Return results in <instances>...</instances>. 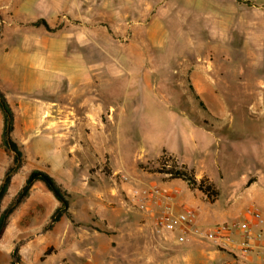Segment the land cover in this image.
Listing matches in <instances>:
<instances>
[{"label": "rangeland", "instance_id": "obj_1", "mask_svg": "<svg viewBox=\"0 0 264 264\" xmlns=\"http://www.w3.org/2000/svg\"><path fill=\"white\" fill-rule=\"evenodd\" d=\"M16 1L0 0V64L6 59L12 64L8 70L0 65V83L14 88V98L30 101L42 88V66L53 65L51 78L60 84L62 101L73 96L80 105L92 99L102 106L108 125L103 141L109 149L98 153L86 139L84 120L78 119L81 128L71 135L75 149L69 152L77 165L72 176L59 177L71 194L68 213L55 224L51 218L45 229H64L69 221L74 228L85 227L72 212L80 219L85 211L94 215L116 207L108 197L125 196L137 174H163L157 169L170 168L172 160L184 164L171 152L196 164L203 158L201 148L192 147L198 143L196 124L224 179L239 175L237 171L241 179L257 177L255 168H232L219 157L228 158L233 128H264V0H249L253 6L237 0H24L22 17L44 18L61 32L62 43L67 40L51 58L34 51L32 43L35 67L13 63L12 54L21 52L16 37L2 39L5 30L33 26L18 17ZM77 113L81 117L84 110L78 107ZM66 151L62 146V157ZM125 176L129 182L123 181ZM173 241L178 242L176 234ZM21 242L13 244L14 251L20 252ZM94 242L104 245L108 237L100 235ZM53 245L40 258L23 253L18 264H179L181 257L177 249L173 258H74L66 253V245ZM49 248L51 254L45 256Z\"/></svg>", "mask_w": 264, "mask_h": 264}, {"label": "crops", "instance_id": "obj_2", "mask_svg": "<svg viewBox=\"0 0 264 264\" xmlns=\"http://www.w3.org/2000/svg\"><path fill=\"white\" fill-rule=\"evenodd\" d=\"M23 1H16L19 18L23 13ZM22 18L32 23L44 19L30 21L26 17ZM47 22L51 28L54 27L51 22ZM60 33V31L50 32L41 25L32 26L27 30H5L2 39L16 37L21 52L12 54L15 59L13 63H20L24 67L28 65L35 67L37 64H33L32 61L36 62V57L30 56V53L36 51L43 57L51 58L60 53L61 46L67 45L66 38L63 43L61 42ZM55 37H59V40L57 41ZM32 43L36 48L34 51L31 47ZM9 51L10 48L7 47L5 54ZM0 65L4 70L12 66L7 59ZM52 67L53 65L50 64L42 66L44 68L42 75L45 74L44 80L39 82L42 88L37 96H34L36 92L29 96L30 101L14 98V88L6 86V83L3 85L0 83V89L4 91L2 92L14 112L13 137L23 153L22 167L12 178L8 192L2 201V210L7 209L16 198L32 171H45L58 182H60L61 174L68 177L74 174L77 159L69 152L75 149L71 146V139L75 137L72 136V138L71 135H75L79 127L78 119L84 120L81 127L94 150L101 153L109 149L103 141L104 130H107L108 125L103 120L102 106L95 104L92 99H85L77 105V98L73 96L68 101H62L60 84L51 78ZM63 106L69 109L64 110ZM78 107L80 111L84 110L81 117L77 113ZM196 126L197 124L193 126V130L198 132L195 133L198 143L195 146L192 142V147L201 148L203 158L196 164H190L187 156L182 155L183 157L179 158L175 153L171 152V154L195 169L198 182L204 177L209 179V182L220 191V198L216 202H208L201 191L192 190L182 179H171L168 175L142 171L134 179L135 183H130V187L125 190V196L117 193L113 197H108L109 203H115L116 207L96 210L94 215L85 211V216L80 219L75 212H72L73 219L76 222L84 221L85 227L74 228L69 221L64 229L57 225L49 230L45 227L60 204L47 186L37 181L32 186L29 197L8 219L4 235L0 240V263L15 262L13 244L19 240L22 241L20 258L23 253L27 258L29 255L32 258H40L42 251L60 242L66 245V253L74 258H151L152 255L153 258H173V251L178 249L181 253L179 264H264L261 255L263 245L246 258L242 257L238 247L241 240L237 232H233L234 243L227 248L205 241L196 233L189 235L183 243L176 241L177 244L173 241L175 234L160 235L155 232L153 221L167 208H171L176 215L186 207L196 210L198 215L194 228L199 232L221 223L243 224L246 220V209L250 206L259 209L264 218V145L262 141L264 128L257 129V132H253L252 128L246 129L244 125L233 128L229 135V143L232 146L229 148L228 158L221 160L219 157L222 164H226L225 161L229 160L228 166L232 168L248 166L255 168L257 177L251 181L246 178L241 179L239 177L241 171H237L239 175L224 179L219 173L218 160L215 159L214 154L206 152L202 144L203 134L199 136L200 132L197 130L199 128ZM3 130L4 116L0 111V186L7 171L14 165V153L7 151L2 144ZM62 146L67 150V155L63 157ZM234 153H236L235 156H233ZM133 189H137L143 197L147 198V207L144 211H140L128 202L127 198ZM222 190L226 194V200L223 203L220 202ZM198 193H201L203 198ZM96 216L98 219L94 220L93 217ZM61 220L63 221V218ZM101 224L105 225L104 229L107 233L99 230L102 227ZM112 229L115 231L112 232ZM255 229L262 230L264 234V224ZM100 235H106L108 243L96 244L94 239ZM48 238L51 241L46 246H42Z\"/></svg>", "mask_w": 264, "mask_h": 264}, {"label": "trees", "instance_id": "obj_3", "mask_svg": "<svg viewBox=\"0 0 264 264\" xmlns=\"http://www.w3.org/2000/svg\"><path fill=\"white\" fill-rule=\"evenodd\" d=\"M237 2L245 4L247 6L254 5L253 2L249 0H237ZM32 25L36 27L43 25L48 31L50 32L55 31V29L49 26L48 22L45 19H40L34 22ZM0 111L4 116V130L2 136L3 138L2 144L7 151L14 153V165L7 171L4 180L0 186V240H1L4 235L5 229L7 227L9 217L17 209V207L29 197L32 186L34 185L35 182L37 181L43 182L47 186L49 191L52 192V194L55 196L58 202L61 203V206L57 209V211L64 208L65 205L68 206L70 205L69 198L71 197V194L49 173L42 170H34L31 172L29 178L26 181L25 186L17 194L16 198L7 207V209L2 210V201L8 192L12 178L16 173H18V171L22 167L23 153L20 150L18 143L15 141L13 137V132H14L13 109L10 106L5 94L1 91V89H0ZM172 162L173 164L170 166V168L161 167L157 169V171L165 175H168V177L171 179H182L186 181L192 190L197 189L202 193H204L207 196L208 201L210 203H214L219 198L220 191L212 183H209L208 179L204 178L200 182H198L194 168H190L188 165L185 164L180 165L175 160L174 161L172 160ZM65 213H68V210L58 215L53 220L52 223L55 224L59 222L61 217ZM51 251L52 248H49L45 252V256L50 255ZM14 258L18 263L21 262L18 249L15 253ZM16 261L13 264H16Z\"/></svg>", "mask_w": 264, "mask_h": 264}, {"label": "built area", "instance_id": "obj_4", "mask_svg": "<svg viewBox=\"0 0 264 264\" xmlns=\"http://www.w3.org/2000/svg\"><path fill=\"white\" fill-rule=\"evenodd\" d=\"M123 181L129 182V177L125 176ZM151 195V194H150ZM147 198L141 195L137 189H133L127 198L128 202L140 211L147 207ZM246 220L243 224H217L211 229L197 231L194 227L197 221V211L192 208H184L179 213H173L171 208L153 221V227L157 234H176L179 243L187 240L191 234H198L205 241L214 242L219 247L227 248L234 243L233 232H237L240 238L239 248L243 258L254 252L259 246L263 245L262 258L264 261V234L262 230H256V227L264 224L262 212L256 207L250 206L246 209Z\"/></svg>", "mask_w": 264, "mask_h": 264}, {"label": "water", "instance_id": "obj_5", "mask_svg": "<svg viewBox=\"0 0 264 264\" xmlns=\"http://www.w3.org/2000/svg\"><path fill=\"white\" fill-rule=\"evenodd\" d=\"M67 210H68V205H65L64 208H62L59 211H57L56 214L54 215L53 219H52V222L58 215L62 214L63 212H65ZM16 251H17V249H15V251H14V256H15ZM15 261H16V259H15ZM16 264H18L17 261H16Z\"/></svg>", "mask_w": 264, "mask_h": 264}, {"label": "bare ground", "instance_id": "obj_6", "mask_svg": "<svg viewBox=\"0 0 264 264\" xmlns=\"http://www.w3.org/2000/svg\"><path fill=\"white\" fill-rule=\"evenodd\" d=\"M143 52V51H142Z\"/></svg>", "mask_w": 264, "mask_h": 264}]
</instances>
